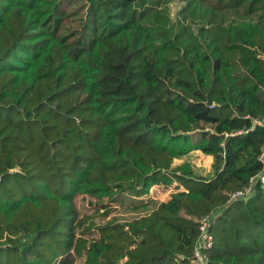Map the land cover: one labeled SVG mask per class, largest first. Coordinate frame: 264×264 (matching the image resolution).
<instances>
[{"label": "trees", "instance_id": "16d2710c", "mask_svg": "<svg viewBox=\"0 0 264 264\" xmlns=\"http://www.w3.org/2000/svg\"><path fill=\"white\" fill-rule=\"evenodd\" d=\"M183 1L0 0V264H194L212 211L208 264H264V0Z\"/></svg>", "mask_w": 264, "mask_h": 264}, {"label": "rangeland", "instance_id": "374dc122", "mask_svg": "<svg viewBox=\"0 0 264 264\" xmlns=\"http://www.w3.org/2000/svg\"><path fill=\"white\" fill-rule=\"evenodd\" d=\"M194 2H198V4H202L198 0H192ZM185 2L183 0H168V2L164 6L165 13L175 21L178 17V12L183 8ZM74 43V41L72 40ZM181 161H188L193 166L195 177L209 180L213 176L212 169V159L208 156H205L199 152L191 153L188 156L184 157ZM175 165L179 164L180 161H175ZM176 191L175 186H171L169 188H165L163 186H154L149 195L152 199L158 201H166L172 193ZM253 191V190H252ZM118 208L116 205L111 203V200L108 198L103 199L101 201H97L95 199H89L88 197L79 196L75 200V205L73 208V215L75 219V228L76 232L80 231H94L97 225H100L104 221L115 217V215L119 216L117 213ZM108 213V217L105 219L104 214ZM123 219L121 223H128L129 216L123 215ZM4 241L0 240V244H3ZM7 246L6 244L4 245ZM3 246V247H4ZM78 264H80L78 262Z\"/></svg>", "mask_w": 264, "mask_h": 264}, {"label": "built area", "instance_id": "2783aa9c", "mask_svg": "<svg viewBox=\"0 0 264 264\" xmlns=\"http://www.w3.org/2000/svg\"><path fill=\"white\" fill-rule=\"evenodd\" d=\"M259 161L264 164V152L260 155ZM257 179L264 181L263 175H258ZM253 179L250 180L249 185L242 189L235 191L229 195L227 204L235 200H247L252 194L253 190ZM216 217L215 211H212L204 215L199 220V235L195 242L192 257L194 264H208L207 252L213 246V236L210 232L211 224L214 222Z\"/></svg>", "mask_w": 264, "mask_h": 264}]
</instances>
